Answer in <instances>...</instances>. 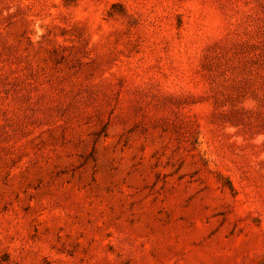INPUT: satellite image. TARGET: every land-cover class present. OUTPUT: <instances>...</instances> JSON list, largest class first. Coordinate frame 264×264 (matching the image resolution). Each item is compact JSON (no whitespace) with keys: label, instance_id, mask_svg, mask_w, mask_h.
Wrapping results in <instances>:
<instances>
[{"label":"rangeland","instance_id":"rangeland-1","mask_svg":"<svg viewBox=\"0 0 264 264\" xmlns=\"http://www.w3.org/2000/svg\"><path fill=\"white\" fill-rule=\"evenodd\" d=\"M0 264H264V0H0Z\"/></svg>","mask_w":264,"mask_h":264}]
</instances>
